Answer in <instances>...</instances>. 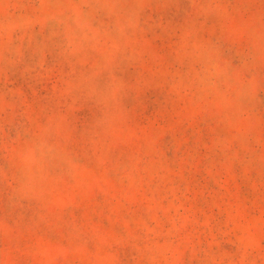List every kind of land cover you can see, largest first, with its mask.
Masks as SVG:
<instances>
[{
  "label": "rangeland",
  "instance_id": "374dc122",
  "mask_svg": "<svg viewBox=\"0 0 264 264\" xmlns=\"http://www.w3.org/2000/svg\"><path fill=\"white\" fill-rule=\"evenodd\" d=\"M0 264H264V0H0Z\"/></svg>",
  "mask_w": 264,
  "mask_h": 264
}]
</instances>
